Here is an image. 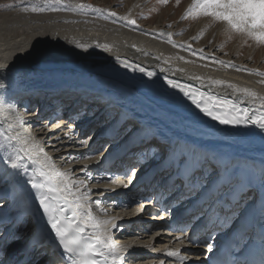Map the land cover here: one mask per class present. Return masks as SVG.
Listing matches in <instances>:
<instances>
[{
	"label": "bare ground",
	"instance_id": "6f19581e",
	"mask_svg": "<svg viewBox=\"0 0 264 264\" xmlns=\"http://www.w3.org/2000/svg\"><path fill=\"white\" fill-rule=\"evenodd\" d=\"M70 5L74 6V3H70ZM26 7L25 4L20 7L0 11V73H8L13 78V80H8L6 76L7 80L5 82L8 90L6 87L0 89V127L5 130L6 134L12 131L10 116L7 113V111H11L10 105H12L9 96L14 89H23L21 88L22 85H25L27 82L31 84L36 82L40 85L46 84L49 86H64L70 84L77 88L81 84L91 87L96 92L100 90L103 85L102 82H104V91H106L108 86L109 93L113 95L121 94L122 98L119 100L123 108L138 109L141 107L142 113L150 116L147 122H135L132 124L134 127L139 126L145 130L150 129L152 132L157 133L158 137L161 136L162 140L167 138L168 141H179L181 144L194 147L199 152L204 150L207 152L205 155L209 158L213 156V159H215L216 155H220L223 157L222 159L227 160L230 166L234 167L230 168V170L231 173L235 170L237 174V176H233L235 179L239 176L240 171L243 170V165L252 163L254 159L252 157H256L255 155L260 153L264 154L261 145L259 146V144L264 143V140L244 136L242 133H250L248 130L233 128L225 124L219 125L205 122L206 120L202 116L193 115L191 118H188L187 115L190 114L185 111L178 114L172 108L168 107L140 105L129 94L123 92L130 91V89L115 78L110 77L104 80V77L100 76V74H84L78 67L94 65L107 73H110V69L125 70L126 72H122L135 74L140 78L142 77L147 83L168 91L177 102L188 100L177 89L168 87L165 82V76L169 79L180 80L183 83H192L194 87L202 88L212 93L231 97L233 91L231 88L216 85L209 87L210 80L219 79L234 84L239 88H248L258 96L264 97V84L260 83V81L264 80V76L257 75L256 71H248L258 69L250 68V66L248 67L243 63L231 62V59L219 57L211 51H204L198 45H190L187 40H181L172 35L171 39L176 41L177 45L181 43L185 45L184 48L174 47L167 42V36L158 35L159 32L157 29H147L139 25L129 26L118 18H106L104 15L97 14L92 10H88L87 12H73L69 10L32 12L30 9L29 11H23ZM132 12H134L133 9L124 11L120 15L118 14V17L127 15L131 18ZM168 32L173 33L171 30L164 33ZM193 52L196 54L193 55ZM181 56L185 59H179ZM201 56L204 59H201ZM213 56L217 60L230 61L232 64L240 67V70H237L236 67H224L223 65L213 63ZM121 60H126L133 65L144 67L147 71H152L154 75L148 77L138 70L133 71L131 68H125L120 63ZM44 66L46 68H43ZM180 69L183 71H179ZM193 76H199L202 79L192 81L190 77ZM118 89L119 91L117 92L116 90ZM50 102H53V98L47 100V104H51ZM137 103L138 105H136ZM244 105L247 106V101L244 102ZM154 118L157 120L155 122H159L160 124L157 125L156 123L152 125L151 121ZM46 119L44 118L38 122H35V119H32V122L30 121L29 125L35 122L32 125L33 127H31L33 128L31 129V136H26V131H29L27 129L19 128L22 130L16 133L21 138H27V142L33 143L34 141H39L40 146L45 149L47 154L55 158L53 160L56 162L55 166L62 165L59 167V170L65 168L67 171L70 170V175L73 178L86 180V187L99 186L98 174L94 170L81 171L84 162L83 159L72 162L71 158H80L84 154L82 151L78 153H71L69 151L76 144H73L69 140H57L54 137L56 134L52 136L46 135V130L42 131V127L34 129L35 126H44ZM203 128H207L209 131ZM239 128H242V125ZM246 129H250L252 132H260L254 126H246ZM69 131L70 129L66 128L60 130L59 134H66ZM85 132L82 133L78 142L87 139V135H84ZM260 135H262L261 132ZM99 138L101 139V135ZM202 142H206V144L209 142L212 146L209 144L207 146L202 145ZM61 143L64 144L63 147H61ZM95 143H98V141L95 140ZM107 144L113 143L108 142ZM227 150L229 152L226 154L219 153ZM92 151H94L93 155L95 159L102 154L105 155V153L101 152L99 145L95 146ZM137 151L134 150L133 152ZM0 156L2 160L6 158L4 150H0ZM42 156V153L39 154V158ZM158 159L159 157L156 158V160ZM6 166H2L4 177L0 178V186L5 185L8 181V183L12 182L8 176L13 170L8 168L9 165ZM2 169H0V173ZM144 173L145 171L142 169L138 173L139 177L143 176ZM14 177L19 178L18 176ZM153 178L156 179L155 176L148 177L149 180ZM243 188L246 189L247 187ZM127 191L125 189V192ZM1 197L0 202L3 203L6 198L4 196ZM92 199V196H90L91 207L94 205ZM141 205L137 203L132 205L131 208L137 209ZM163 206L166 207L165 205ZM173 215L174 213L169 211L168 214H159L157 217L166 218L168 216L170 218ZM114 217L121 218L118 221L119 227L124 223L127 226L134 225L138 228L137 231L133 230V227L126 228L120 233L122 237H118L121 239L117 240L115 238L114 241L116 245L119 243L117 246L120 252H122L121 254L123 256L128 255L127 257L130 259V254L136 255V253L130 250L131 247L125 248V246H132L133 242L137 239L125 237L124 235L130 234L137 236L141 229L147 228L148 222L152 221L150 209H144L143 212L137 210L132 213L118 214ZM145 219L148 222L144 223L143 220ZM138 221L143 223L140 224ZM154 232V225L150 229L147 228V230H144L142 232L144 233L142 234V237H144L142 241L146 242L148 241L147 239L155 236ZM173 237H175V234H169L170 241ZM167 242L164 237L155 239L151 246L153 253L150 255H156L155 251H160ZM17 251L16 245L14 248L9 247L7 249L8 255L6 257V263L14 257ZM47 259H43L42 262ZM136 259L140 261H156L159 258H149L140 255ZM54 260L58 264L57 259L55 258ZM129 261L130 264H136L135 259Z\"/></svg>",
	"mask_w": 264,
	"mask_h": 264
},
{
	"label": "snow or ice",
	"instance_id": "6c2138e0",
	"mask_svg": "<svg viewBox=\"0 0 264 264\" xmlns=\"http://www.w3.org/2000/svg\"><path fill=\"white\" fill-rule=\"evenodd\" d=\"M158 2L167 4L168 0H158ZM46 4L48 7H32L30 11L87 12L92 10L106 18H118L129 26L136 25V20L130 19L127 15L118 17L116 12L93 8L92 5L85 3L72 6L69 0H46ZM23 11H29V9L25 8ZM189 15L193 18L210 17L225 24L226 32L241 34L257 44H264V0H192L182 18ZM158 35L167 36V42L174 47L184 48L185 46L183 43L177 45V42L171 39L173 35L171 32L161 31ZM195 54L193 52V55ZM179 59L184 60L185 58L181 56ZM201 59L204 57L201 56ZM212 61L224 67H236L240 70V67L230 61L217 60L214 56ZM120 63L125 68L138 70L148 77L154 75L152 71H147L144 67L133 65L126 60H121ZM248 71H256L257 75L264 76V72L258 70ZM201 79L199 76L190 77L192 81ZM165 82L168 87L177 89L201 113L220 124L254 126L264 135V97L258 96L250 89L239 88L219 79L210 80L209 87L216 85L231 88L232 95L228 97L194 87L192 83L169 79L167 76H165ZM260 83L264 84V80ZM4 87V81L0 80V89ZM245 101H247V106L244 105ZM10 107L15 111L14 105ZM16 121L20 124L25 123L18 113ZM127 131L129 134L133 132L141 134L139 153L141 158L149 154L153 158L159 157L157 167L162 173L163 184L181 192L182 199L202 201L206 205L205 215L211 214L208 216L209 221L212 220V216H216L219 220L218 213L225 212L227 214L223 220L226 222L235 207L239 206L237 196L242 197L243 193H237L232 186L231 181L236 174L235 170L229 174L227 167L224 166L222 176L220 162L210 159L194 147L181 144L179 141H168L167 138L162 141L157 133L139 126L128 128ZM91 140L92 137H88L81 143L85 147H90ZM26 143L27 138L22 139L19 134H5V130L0 128V150H4L6 157L0 162L10 165V168L15 170V176H26L25 183L31 186L28 194L31 199L28 210L30 214H24L7 223L0 220V264H6L7 249L14 244L19 245L18 251L21 259H13L9 264H41L44 257H48L44 260V264H54L55 254L60 252V249L63 250L60 256L66 257L65 264L69 262L70 264H124L127 257L120 255V249L111 235L112 231L119 227L118 221L121 218L101 219L95 216L90 206L91 190H85L87 181L73 178L70 170L57 169L52 162L53 158L40 146L39 141H34L28 147L24 146ZM41 153L43 156L38 158ZM103 160L104 155L102 154L97 158L96 164L99 165ZM28 165L34 166L31 172L28 170ZM89 168L90 166L85 164L81 171ZM138 171L139 169H131L132 176L129 183L122 186L123 188L127 189L131 186ZM128 172L129 169H124L120 174L127 176ZM112 175L115 176L116 173ZM261 181L264 186V171L261 173ZM251 186L252 179L250 178L247 187L251 188ZM112 192L113 195L116 194V190ZM226 196L231 199H226ZM101 203L102 200H96L97 207ZM112 203L114 206L122 205V202L118 200ZM3 207L4 205L0 204V209ZM145 207L141 205L138 211H143ZM100 210L104 211L102 208ZM203 218L202 216L201 219ZM178 230L181 233L184 232L183 227ZM181 238L188 240L190 244L194 242L191 235L176 237L177 240ZM208 239L205 238L203 243H206L208 249L212 250L215 245L208 243ZM130 247L131 245L125 246V248ZM261 247L264 249V235H262ZM185 250L187 249L167 250L165 258H175L181 264H185L186 261L187 264H191L188 257L181 255V252ZM260 264H264V259L260 260Z\"/></svg>",
	"mask_w": 264,
	"mask_h": 264
},
{
	"label": "rangeland",
	"instance_id": "374dc122",
	"mask_svg": "<svg viewBox=\"0 0 264 264\" xmlns=\"http://www.w3.org/2000/svg\"><path fill=\"white\" fill-rule=\"evenodd\" d=\"M81 2L94 8L108 9L117 15L133 9L130 19H135L136 25L157 29L158 32L171 30L174 37L187 40L190 45H198L204 51L264 72V44H257L241 34L226 32L225 24L210 17L193 18L189 15L182 18L192 0H179L178 3L177 0H168L167 4H161L158 0H69V4L74 5ZM45 3L46 0H0V11L25 4L28 9L31 6L48 7Z\"/></svg>",
	"mask_w": 264,
	"mask_h": 264
}]
</instances>
